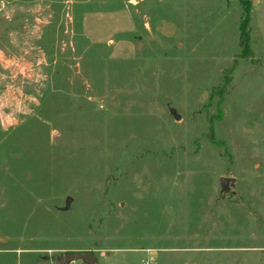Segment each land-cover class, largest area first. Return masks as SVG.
Listing matches in <instances>:
<instances>
[{
  "label": "rangeland",
  "instance_id": "obj_1",
  "mask_svg": "<svg viewBox=\"0 0 264 264\" xmlns=\"http://www.w3.org/2000/svg\"><path fill=\"white\" fill-rule=\"evenodd\" d=\"M85 12L135 29L92 43ZM0 32L19 59L0 62V108L34 98L0 118V264L76 246L93 264H264V0H0ZM43 53L45 80L17 73Z\"/></svg>",
  "mask_w": 264,
  "mask_h": 264
},
{
  "label": "crops",
  "instance_id": "obj_2",
  "mask_svg": "<svg viewBox=\"0 0 264 264\" xmlns=\"http://www.w3.org/2000/svg\"><path fill=\"white\" fill-rule=\"evenodd\" d=\"M96 15V14H95ZM89 16H91V12H85V14L83 15L82 17V33L84 34V36L86 38H88L92 43H103V44H112L113 42V39L114 37H116L118 35V33L120 34V32H132L134 31L135 27H134V24H132V26H129L130 27V30L129 29H122L120 26L117 28L115 27L113 30H111V25L109 23V20L106 19V23H104L105 25H103L102 23L101 24H97L96 23V28H94V25L92 23V20L89 18ZM108 26V27H107ZM107 28L109 29L110 28V32L108 34L105 35V33H103V28ZM12 32L10 31V34ZM3 36V33L0 32V38ZM9 42H11V44L13 43V39L11 41V39H9ZM117 43L118 41L116 42L115 45H113V52L114 54H116L117 52H119V50L122 48L121 46L116 47L117 46ZM122 45V44H121ZM123 46V45H122ZM1 48V46H0ZM8 48V46L6 47ZM1 49H4L3 47ZM0 49V62H2L3 59V56L6 58H10L12 56H6L4 51ZM130 49V48H129ZM129 49H127L129 51ZM126 50V49H124ZM123 50V51H124ZM132 49H130L131 51ZM42 62L43 64H46V59H45V54L43 53L42 54ZM40 57V58H41ZM34 58V57H33ZM32 58V59H33ZM35 60V59H34ZM13 82V81H12ZM15 82V81H14ZM10 84V83H9ZM13 87H16L14 85H11ZM6 87V85H5ZM6 93L7 95H9V98L12 99L13 96L11 95V89H10V86L7 85L6 87ZM32 98V97H31ZM33 264H54V262H52V260L50 258H48V256L43 259V260H38L37 262H34Z\"/></svg>",
  "mask_w": 264,
  "mask_h": 264
},
{
  "label": "built area",
  "instance_id": "obj_3",
  "mask_svg": "<svg viewBox=\"0 0 264 264\" xmlns=\"http://www.w3.org/2000/svg\"><path fill=\"white\" fill-rule=\"evenodd\" d=\"M3 59H4V61H10V65L12 66V67H14L13 69H18V66H19V64L17 63L18 61H19V59L18 58H16V57H10V58H5L4 56H3ZM43 64V62H42V60H38L37 62H36V64L34 65V66H32L31 68H26V66H22L21 67V69L23 68L24 70L23 71H17V73H19V74H21L23 77H29L28 76V74H29V72H30V70L29 71H25V69H32V71H31V73H33L32 74V76H33V78L35 79V82H39L40 80H45L46 78H45V74H43L42 72H41V68H42V65ZM41 66V67H40ZM34 67V68H33ZM36 69V70H35ZM26 72H28L27 73V75H26ZM15 77H17V75L15 74ZM28 80V79H27ZM24 82V81H23ZM20 99H18V103L16 102V104H17V106H16V108H15V111H14V108H13V105L15 104L14 102L11 104L12 105V107H11V105H3L1 108H0V118H1V122H2V124H3V126L5 125V126H9V125H12L13 123V121L14 120H16V113H18V112H22V108H19V106H18V104L20 105L22 102L24 103V102H29V103H31V102H33L34 101V98H31V97H26V98H24V94L23 93H21L20 95ZM12 99H16V96L14 97V98H12ZM14 101V100H13ZM29 110L31 111V108H29ZM10 120V121H9ZM142 264H159V262L157 261V259L156 258H152V257H147L143 262H142Z\"/></svg>",
  "mask_w": 264,
  "mask_h": 264
},
{
  "label": "water",
  "instance_id": "obj_4",
  "mask_svg": "<svg viewBox=\"0 0 264 264\" xmlns=\"http://www.w3.org/2000/svg\"><path fill=\"white\" fill-rule=\"evenodd\" d=\"M48 258H50L48 256ZM88 260L91 264L96 260L94 253L85 250H76V251H65L59 258H56L55 261L57 264H65L66 262H74L76 260Z\"/></svg>",
  "mask_w": 264,
  "mask_h": 264
},
{
  "label": "trees",
  "instance_id": "obj_5",
  "mask_svg": "<svg viewBox=\"0 0 264 264\" xmlns=\"http://www.w3.org/2000/svg\"><path fill=\"white\" fill-rule=\"evenodd\" d=\"M247 21H244L241 26H240V46L242 49V55L244 57H248L252 55V49H251V37H250V33L248 31L247 28ZM71 250H76V249H84L85 248H78V246L76 247H69ZM71 250H67V251H71Z\"/></svg>",
  "mask_w": 264,
  "mask_h": 264
}]
</instances>
